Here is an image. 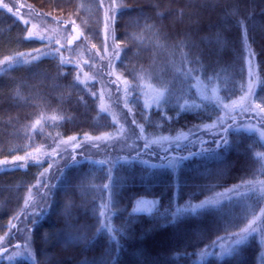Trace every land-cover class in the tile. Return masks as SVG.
Masks as SVG:
<instances>
[{
    "label": "trees",
    "instance_id": "trees-1",
    "mask_svg": "<svg viewBox=\"0 0 264 264\" xmlns=\"http://www.w3.org/2000/svg\"><path fill=\"white\" fill-rule=\"evenodd\" d=\"M116 2L118 11L108 28L121 47L115 64L118 72L133 86L147 80L171 93L173 105L153 111L143 122L145 130L153 137L197 131L194 137L201 139L192 151L187 145L178 150L171 147L173 154L164 156L144 148L136 154L141 162L115 161L109 206L115 214L111 234L118 244L101 226L97 201L81 190L84 174L97 168L66 163L59 169V178L47 187L46 207L28 221L34 260L0 259V264H264L263 213L258 232L223 257L211 254L210 246L221 237L225 239L220 242L231 243L237 238L233 233L246 228L249 221L242 205L230 202L179 213L184 205L225 189L264 181V165L255 155L263 150L258 137L233 131L240 118L207 129L218 121L219 108L203 101L183 105L188 85L182 76L193 69L202 78L237 91L246 85L250 55L258 79L254 96L264 108V0ZM0 4L12 8L9 12L0 6V160L25 153L31 139L29 126L38 114L61 117L47 125L50 136H99L113 131L110 117L98 110V100L74 81L76 65L85 57L94 58L96 73L103 70L95 59L102 52L101 1L0 0ZM31 13L39 22L50 21L68 30L75 41L58 44L27 38L28 27L19 17L29 18ZM68 52H77V59ZM258 124L264 125L263 114ZM222 137L228 146L217 148ZM35 138L40 142L42 136ZM190 154L195 155L176 171L162 165L168 163L166 156ZM46 164L30 162L26 168L0 171V237L24 212L27 194ZM140 198L155 200V209L135 213ZM173 213H178L175 222ZM16 239L12 237L11 244ZM11 246H5L0 257ZM202 255L206 257L199 261Z\"/></svg>",
    "mask_w": 264,
    "mask_h": 264
},
{
    "label": "rangeland",
    "instance_id": "rangeland-1",
    "mask_svg": "<svg viewBox=\"0 0 264 264\" xmlns=\"http://www.w3.org/2000/svg\"><path fill=\"white\" fill-rule=\"evenodd\" d=\"M100 1L103 11V42L102 52H99V58L97 57L95 59H99L98 61L102 64L103 70L96 73L94 58L85 57L83 61L80 62V65H76L74 81L86 88V90H89L91 96L98 100L97 107L99 112L107 114L110 117L114 129L113 131L105 132L99 136L84 134L83 136L75 135L69 138H61L54 136L55 134L50 136L45 132L47 125L61 119L59 115L38 114L35 117L29 126L31 129V139L28 141L29 148L25 153L15 155L13 158L7 160H0V171L19 167L26 168L30 162L36 164L47 163L43 167L42 175L38 177L27 194V206L24 204L25 208L24 212L19 217L20 220L18 218V220L14 221L10 225L7 233L0 237V253L5 250V246L12 245V249L9 253L1 255V260H34L28 221L34 213L38 216V214L42 212V209L46 207V201L48 199L47 187L49 183L52 182L53 184V182L55 183L59 178V169L66 163H87L97 168L96 172L92 171L90 174H84L86 183L81 186V190L86 192L95 202L97 201L96 213L101 222V226L103 225V229H105V224L112 226V220L115 215L109 206L111 201L110 176L117 161L126 162L128 160H135L141 162L143 159L138 158L136 154L144 150L146 140L148 142V149H153L158 153L162 152L159 153V155L165 156L172 151L171 147H175L174 149L178 150L182 149L183 145H187V149L192 151L195 148V143L201 139L194 137L197 131H192L179 136L181 137L180 143L169 144L166 141H161L154 144L151 142L153 140H159L160 136H151L145 130L143 122L149 120L150 114L153 111L164 109L167 105H173L171 93L167 88L158 86L147 80H141L138 85L133 86L120 75L115 64L120 57L121 47L114 41L113 29L110 30L108 28V26L114 23L118 11V4L116 0ZM19 18L28 27L27 38L37 39L46 43L56 42L58 44H68L70 41L72 43L76 39L71 32L64 30L58 25L56 26L50 21L39 22L38 19L35 20L32 13L29 18H24V15H20ZM26 21L27 23H25ZM29 33H31V36H29ZM41 37H43V39H41ZM68 54L71 58L77 59V52L75 55L72 52H68ZM6 63L7 62H3L1 64L4 65ZM246 67V85L239 87L237 91H231L227 87L222 86L218 80L212 78L204 79L196 74L194 70L190 76L186 73L183 74V79L188 85L187 91L183 93V105L198 104L201 101L216 105L219 108V119L216 123L206 126L207 129L214 128L216 125L227 124L235 118H240V123L233 128V131H241L247 134L253 133L258 137L263 145V150L257 151L255 155L260 163L264 165V125L258 124L261 122V116L262 114L264 115V112L255 108L257 102L254 96V88L258 79L254 61L250 55L247 57ZM77 76H79V79H77ZM125 81H127L126 84ZM249 88H251L250 94L248 92ZM213 89H215V93H213ZM161 92H163V96L157 99V94ZM241 97H246V99L233 106L232 102H239ZM225 105H228V107H225ZM128 118L135 120L136 125L134 123V125H130L131 121ZM241 119L243 121L242 123ZM139 125L143 126V134L140 133ZM36 134L42 136L40 142L36 141ZM185 136H187V139L183 138ZM73 137H75V139H72ZM163 137L175 140L177 136ZM172 154L173 153H170V155ZM17 157L20 159H17ZM4 161L8 163L5 164ZM162 165L165 167L167 164ZM101 179H104L105 183H101ZM29 196H31V199H29ZM209 199L213 200L214 203L206 205L196 212L205 208L218 207L223 203H238L240 206L242 205V211L249 221L246 227L254 220L255 223H252V228L257 229V231L251 234L258 232L257 221L262 213L264 214L263 180L247 182L242 186L239 185L225 189L200 202L189 203L181 207L179 213H187L189 212L187 211L188 208L201 204L203 201ZM144 201H154L155 207L157 205L155 200L140 198L135 202L133 208L135 213H149L136 210L139 202ZM101 213L104 214L101 215ZM109 235L112 237L114 234ZM248 235L249 234L245 235V237ZM12 237L17 239L11 244ZM221 243L224 244L225 248L232 244V242ZM16 245H20V247L17 248ZM25 245L28 246L27 249H25ZM29 251L31 252V258H29ZM213 252H217L218 256H220L219 248L213 249L211 254ZM16 253H20V255L17 256ZM227 255L230 254H225L224 256ZM205 257L206 255L200 256L199 261H202Z\"/></svg>",
    "mask_w": 264,
    "mask_h": 264
},
{
    "label": "snow or ice",
    "instance_id": "snow-or-ice-1",
    "mask_svg": "<svg viewBox=\"0 0 264 264\" xmlns=\"http://www.w3.org/2000/svg\"><path fill=\"white\" fill-rule=\"evenodd\" d=\"M0 6H2V7H4V8H7L9 12L12 11V8L9 7L7 4H0ZM25 23H27V21H26ZM240 23L243 24V21H241ZM29 36H31V33H29ZM41 39H43V37H41ZM23 55H24L23 53L20 54V56H23ZM10 61H11V58H9V62H10ZM20 62H24V61H20ZM249 63H250V61H249ZM192 72H193V69H186V74H187V75L190 76V75L192 74ZM77 79H79V76H77ZM126 83H127V81H125V84H126ZM125 91H127V90H125ZM248 92H249V94L251 93V88L248 89ZM213 93H215V89H213ZM162 96H163V92L158 93L156 98L159 99V98L162 97ZM245 99H246V97H241V99H240L239 102H238V101H233V102H232V103H233V106H235L237 103H241V102H242L243 100H245ZM253 103H254V102H253ZM126 106H127V105H126ZM225 107H228V105H225ZM255 108L260 109V111L264 112V108H261V105H260V104H255ZM245 110H247V109H245ZM133 123H136V121L133 120ZM139 128H140V133L143 134V132H144L143 126H142V125H139ZM183 138H184V139H187V136H185V137H183ZM72 139H75V137H73ZM180 139H181V137H179V136H177V137L175 138V140H171V139L168 138V137H160L159 140H153V141H151V142L155 144V143H159V142H161V141H166V142H168L169 144H171V143H177V142H179ZM221 139H222L223 143H221L220 141H217V142H216V147H217V148H222V147L226 148V147L228 146L227 138H226V137H222ZM144 147H145V148L148 147V142H147V140H146V142H145V144H144ZM204 151H207V150H204ZM193 155H195V154H190V155H179V156L174 155V156H171V157L166 156L165 158L167 159L168 163H167V165H165V166H166L167 168H169L170 170H172V171H176V170H178V169L180 168L181 163H182L183 161H187V160L191 159ZM17 159H20V158L17 157ZM4 163L6 164V163H8V162H7V161H4ZM101 163H103V162H101ZM106 187H107V185H106ZM29 199H31V196H29ZM212 203H214V201L211 200V199H209V200H205V201H203L201 204H197V205H194V206L188 208L187 211H189V212H191V213H195L198 209H202V208H204L206 205H210V204H212ZM25 204H26V206H27V201L25 202ZM154 207H155V202H154V201H151V202L144 201V202H139L138 207H137L136 210H137V211H143V212H149V213H151V211H152V209H153ZM181 211H184V210H181ZM103 214H104V213H101V215H103ZM177 215H178V213H173V217H172L173 222H175V219H176ZM252 223H255V221L253 220ZM252 223H250V224L248 225V227L242 229V230H241V233H233V235L236 236L237 238H236L234 241H232V244H231L229 247L225 248L224 244L220 242V241H222V240L225 239V238H223V237L219 238V240H218L217 242H215V243H214L212 246H210V247H212L213 249H215V248H219V249H220V256H221V257H223L225 254H231V253L236 252L237 247H238L239 245H241V244L243 243V241L245 240V238H246V237L243 235V233H247V234L250 235L252 232H256V231H257V229L252 228ZM105 231H107V232L110 233V234L113 232L111 226L108 225V224H105ZM112 239H113V241H114L115 243L118 244V241H116V237H115V235L112 236ZM16 247L19 248L20 245H16ZM27 248H28V246L25 245V249H27ZM5 250H6V249H5ZM16 255L19 256L20 253H16ZM29 258H31V252H30V251H29Z\"/></svg>",
    "mask_w": 264,
    "mask_h": 264
},
{
    "label": "water",
    "instance_id": "water-1",
    "mask_svg": "<svg viewBox=\"0 0 264 264\" xmlns=\"http://www.w3.org/2000/svg\"><path fill=\"white\" fill-rule=\"evenodd\" d=\"M73 31H75V29H74V28H73ZM4 252H5V250H3V251H2V253H4Z\"/></svg>",
    "mask_w": 264,
    "mask_h": 264
}]
</instances>
